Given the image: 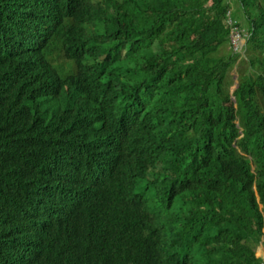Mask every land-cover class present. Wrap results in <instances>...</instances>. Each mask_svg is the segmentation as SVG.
Masks as SVG:
<instances>
[{"label":"trees","instance_id":"obj_1","mask_svg":"<svg viewBox=\"0 0 264 264\" xmlns=\"http://www.w3.org/2000/svg\"><path fill=\"white\" fill-rule=\"evenodd\" d=\"M74 15L31 70L21 39ZM88 60L111 79L70 82ZM179 237L264 264V0H0V264L20 240L34 264H195Z\"/></svg>","mask_w":264,"mask_h":264},{"label":"clouds","instance_id":"obj_2","mask_svg":"<svg viewBox=\"0 0 264 264\" xmlns=\"http://www.w3.org/2000/svg\"><path fill=\"white\" fill-rule=\"evenodd\" d=\"M75 2L78 1H83V0H72ZM229 14V12H228ZM81 18H83L82 15H74V21H75V25L69 23L70 27L67 28L60 22V19H56L51 21V24H43L41 31L42 34H40L39 32L35 31L34 29H31L30 32V36L28 38L27 41H23L21 39V46H19V49L23 52L26 53L23 56V60L26 63V65L31 69V70H35L37 68H40L42 66V58L39 56L38 50L37 48H39L40 44L42 43V41L44 40L47 44L48 47H53L63 41H65L73 32L74 27L79 23V21L81 20ZM76 28L78 29V27L76 26ZM88 35L93 36L94 38H97L95 35H93L92 33H90L89 31H87ZM247 36L243 37V42L240 48L235 49L233 47V43H232V39H231V31H230V47L232 48L233 51H240L245 42H246ZM28 54V55H27ZM52 67L55 69L56 68V64L53 61L52 62ZM29 69V70H30ZM101 71H98L96 69L95 63L91 60L88 61H84L83 64L79 65V66H75L72 69V74H71V79H69L70 82L73 83H77V81H79L83 76H90V75H96V74H100L104 79L105 76L108 79H111V76L109 74V70L106 68V66L103 64H101ZM105 75V76H104ZM118 82H123L120 80H115ZM119 113H123L124 109L123 108H118ZM91 165V171L88 174V176H86L85 178L87 179H93L98 171L95 168V166L93 164ZM88 172V169L86 170ZM101 202L103 199V195L98 197ZM149 200V204L150 206H153L159 199L156 197H148ZM164 215H161V217H163ZM187 227H189L192 231H193V236H191L190 240H200L203 236H206L205 232H204V228L205 227H200L199 223L197 222H189L186 224ZM20 240V239H19ZM186 242L181 239L180 237L178 239H175L174 242L172 243L171 246H173V249L175 251H180L183 255V258H187L190 260H198L197 264H203V260L201 258H199L197 255H195L192 252L189 251H184L182 250V245L185 244ZM14 257L15 260L13 262V264H34L32 258H31V254L27 255V251L24 247L23 244H21V240L19 243H17V245L14 247ZM30 257V261L29 258Z\"/></svg>","mask_w":264,"mask_h":264},{"label":"built area","instance_id":"obj_3","mask_svg":"<svg viewBox=\"0 0 264 264\" xmlns=\"http://www.w3.org/2000/svg\"><path fill=\"white\" fill-rule=\"evenodd\" d=\"M228 21L230 24L233 23L230 17H228ZM245 36H246V33L243 29H240L239 27L232 25L231 39H232L233 47L235 49H238L241 47L242 42H243V37Z\"/></svg>","mask_w":264,"mask_h":264},{"label":"rangeland","instance_id":"obj_4","mask_svg":"<svg viewBox=\"0 0 264 264\" xmlns=\"http://www.w3.org/2000/svg\"><path fill=\"white\" fill-rule=\"evenodd\" d=\"M232 9H235V10H236V6L233 5ZM242 58H245V59L247 58L245 52H243V54L240 55V58H239L238 61H237V65L234 67V69H233V71H232L233 73H235V78L237 77V72H238V70H239V64H240ZM241 66H244V65L242 64ZM235 82H237V80H235ZM235 86H236V83H235V85H233V86L231 87V91H233V89L235 88ZM256 254H257V255H260V256H262V257L264 258V248H263L262 244H260V245L257 247Z\"/></svg>","mask_w":264,"mask_h":264},{"label":"water","instance_id":"obj_5","mask_svg":"<svg viewBox=\"0 0 264 264\" xmlns=\"http://www.w3.org/2000/svg\"><path fill=\"white\" fill-rule=\"evenodd\" d=\"M110 154H111L110 151H107V150L105 151V155L107 156V158H108V157L111 158V155H110ZM106 162L109 163V164H111L109 159H108ZM157 168L160 169V165H159ZM199 226H200V227H204L203 225H200V224H199ZM173 242H174V241H173ZM191 263H195V264H196L195 261H193V262H191Z\"/></svg>","mask_w":264,"mask_h":264},{"label":"bare ground","instance_id":"obj_6","mask_svg":"<svg viewBox=\"0 0 264 264\" xmlns=\"http://www.w3.org/2000/svg\"><path fill=\"white\" fill-rule=\"evenodd\" d=\"M229 49H230V48H229ZM231 50H232V49H231ZM237 53H238V52H237ZM71 94H73V93H71ZM73 95H74V94H73ZM73 95H71V97H72ZM74 97H76V96H74ZM74 97H72L71 101H73V100L75 99ZM61 100L66 101L65 98H64V99L62 98ZM84 123H85V127L87 128L89 125L86 126L87 122H84ZM95 144H96V143H95ZM95 144H94V145H95ZM82 145H83V143H82ZM132 161H133V160H132ZM133 162H134V161H133ZM109 167H110V166H109ZM123 167H124V166H123ZM125 169H126V168H125ZM102 173H103V172H102ZM104 173H105V172H104ZM98 174H99V173H98ZM99 177H100V175H99ZM152 190H153V189H152ZM80 223H81V222H80ZM78 224H79V223H78Z\"/></svg>","mask_w":264,"mask_h":264}]
</instances>
